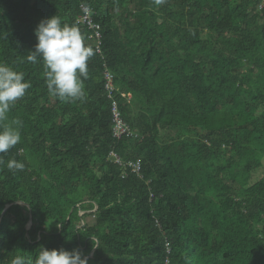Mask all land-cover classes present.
Masks as SVG:
<instances>
[{
    "label": "trees",
    "instance_id": "trees-1",
    "mask_svg": "<svg viewBox=\"0 0 264 264\" xmlns=\"http://www.w3.org/2000/svg\"><path fill=\"white\" fill-rule=\"evenodd\" d=\"M53 15L95 51L83 101L50 95L27 60ZM0 63L31 84L8 113L21 141L0 153V264L40 247L87 264H264V0H0Z\"/></svg>",
    "mask_w": 264,
    "mask_h": 264
},
{
    "label": "clouds",
    "instance_id": "clouds-1",
    "mask_svg": "<svg viewBox=\"0 0 264 264\" xmlns=\"http://www.w3.org/2000/svg\"><path fill=\"white\" fill-rule=\"evenodd\" d=\"M156 6L166 0H153ZM36 44L27 56L30 63H37L38 57L45 69L46 87L50 95L60 102H75L86 99L84 81L89 78L88 62L95 55L91 46L77 26L62 24L57 15L42 19L34 29ZM31 87L23 72L0 63V153H6L21 141L22 122L9 119L8 113ZM134 162V161H133ZM3 163V161H0ZM9 170L22 171L23 162L10 160ZM11 264H87L78 251L47 249L40 247L35 259L16 255Z\"/></svg>",
    "mask_w": 264,
    "mask_h": 264
},
{
    "label": "built area",
    "instance_id": "built-area-1",
    "mask_svg": "<svg viewBox=\"0 0 264 264\" xmlns=\"http://www.w3.org/2000/svg\"><path fill=\"white\" fill-rule=\"evenodd\" d=\"M83 11H84V14L79 19V22H81L83 25H88L93 29L99 30V26H97L93 21V10L90 9L89 7L84 6ZM101 37H102L101 34L99 32H97V38L99 40V43L101 42L100 41ZM98 49H99V47H98ZM99 52L101 53L100 50H99ZM107 78H108V83L106 86V90L110 93L109 94L110 99H112V101H114L116 97H114L115 87H114L113 77L110 76L109 74H107ZM113 109H114L113 110V113H114V120H113L114 121V136L118 139H121V138H123V136L129 135L132 133V132H130L131 128L127 124V122L124 120L117 103H114ZM112 155H114L116 163L119 164L125 170H132L134 173H137V174L140 172V170H141V161L140 160H138L137 162H133V161L125 162L124 160H122L120 155H118L115 151H112ZM168 254H170V252H168ZM167 264H170L169 261L167 262Z\"/></svg>",
    "mask_w": 264,
    "mask_h": 264
},
{
    "label": "rangeland",
    "instance_id": "rangeland-1",
    "mask_svg": "<svg viewBox=\"0 0 264 264\" xmlns=\"http://www.w3.org/2000/svg\"><path fill=\"white\" fill-rule=\"evenodd\" d=\"M94 219L93 218H90L89 221L92 222Z\"/></svg>",
    "mask_w": 264,
    "mask_h": 264
},
{
    "label": "water",
    "instance_id": "water-1",
    "mask_svg": "<svg viewBox=\"0 0 264 264\" xmlns=\"http://www.w3.org/2000/svg\"><path fill=\"white\" fill-rule=\"evenodd\" d=\"M30 226H31V223H30V225H29V229H30Z\"/></svg>",
    "mask_w": 264,
    "mask_h": 264
}]
</instances>
